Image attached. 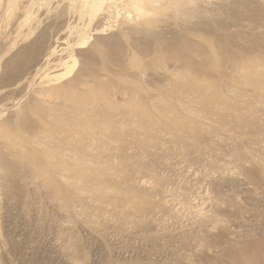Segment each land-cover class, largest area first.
<instances>
[{
    "label": "rangeland",
    "instance_id": "rangeland-1",
    "mask_svg": "<svg viewBox=\"0 0 264 264\" xmlns=\"http://www.w3.org/2000/svg\"><path fill=\"white\" fill-rule=\"evenodd\" d=\"M98 2L0 0V77L5 67V72L27 74L33 55L39 54L42 60L54 52L47 59L58 63L70 53L75 56L83 51L76 49L74 43L77 32L87 27L83 25L87 24L90 12L93 14L89 26L96 23L109 26L97 38L113 35L122 61L126 59L125 64L130 65L127 67L136 65L134 69L123 64L119 72L123 74L122 70L127 69L128 74H123L126 76L141 72L142 65L153 58L132 48L133 41H143V30L147 27L158 32L167 27L179 31L174 25L189 22L204 24L212 30L222 25L227 35L264 36L263 0H246L225 12L219 10L220 6L229 4L225 0H192L193 4L202 5V11H213L209 18L176 16L175 7L165 0L157 5L159 8H146L148 14L140 18L127 0H104L101 9L95 7ZM185 30L180 32L186 33ZM197 33L192 39L202 44L204 38ZM134 53L141 63H136V59L135 65L129 62L133 61ZM12 57H18L17 64L10 62ZM67 68H56L55 73L60 76ZM146 78L155 76L150 72L132 77L142 83ZM148 109L154 111L152 106ZM139 121V118L118 116L120 138L99 142L98 151L91 152L92 163L84 168L89 173L95 170L103 174V182H92L97 188L110 187L104 194L106 198L115 196L116 189H123L149 206V210L141 213L117 208L114 212L110 203L102 204L88 189L79 196L82 202L85 200L84 207H75V212L68 214L60 201L50 197L41 182L31 180L28 173L19 171L7 185L1 179V172L0 264H227L223 251L229 242L264 238V224L256 215L263 208L264 199L234 161V149L226 147L229 143L219 141L217 145L216 140V145L213 143L216 149L212 146L206 152L203 145L199 152L195 146L186 155L182 153L181 139L163 131L165 122L145 128L135 125ZM7 158L12 161L10 155ZM22 174L27 176L21 177ZM81 183L77 185L83 186ZM124 209L130 213L128 219L123 216ZM101 210L107 213L100 215ZM118 210L123 213L119 215Z\"/></svg>",
    "mask_w": 264,
    "mask_h": 264
},
{
    "label": "bare ground",
    "instance_id": "bare-ground-1",
    "mask_svg": "<svg viewBox=\"0 0 264 264\" xmlns=\"http://www.w3.org/2000/svg\"><path fill=\"white\" fill-rule=\"evenodd\" d=\"M103 1L99 0L95 7L101 9ZM127 1L140 18L148 14L147 9L151 10L164 0ZM165 1L175 7L176 16L209 18L213 15L212 10L202 11V5L193 4L192 0ZM225 1L229 4L219 7L222 12L246 2ZM91 14L93 12L83 25L87 27L77 32L75 48L84 50L75 56L70 53L66 60L54 63L47 59L53 57L54 52L42 60L39 54L33 55L29 59L30 71L25 75L5 72L4 65L0 77L1 179L7 183L13 180L14 174L28 173L31 180L41 182L50 197L60 201L68 214L75 212V207H84L85 200L82 202L79 196L88 189L99 202L110 203L114 212L117 208L148 211L149 206L123 189H116L115 196L106 198L104 194L110 187L97 188L92 182H103V174L95 170L89 173L84 168L92 163L91 152L98 151L99 142L120 138L121 127L116 121L118 116H124L139 118L140 125H135L145 128L165 122L163 131L181 139L182 153L186 155L195 146L196 151L202 152L200 149L206 145L207 152L212 146L214 148L216 140L217 145L219 141L225 145L229 143L226 147L234 149V161L264 199V36L227 35L222 25L212 30L204 24L191 25L189 22L174 25L179 31L167 27L158 32L147 27L143 30V41H133L132 48L153 58L150 57L148 63L144 61L147 64L142 65L143 69L140 66L141 72L126 76L123 74L127 69L126 72L122 70L123 74L119 72L126 57L123 62L118 55L115 37L97 38L109 26L99 23L89 26ZM192 30L194 34H202V44L193 41ZM36 50L39 52L38 46ZM135 54L136 58L129 60L133 65L135 59L136 63L140 62ZM70 59L72 66L68 69ZM18 61V57L10 60L16 64ZM131 67L135 69L136 65ZM56 68L68 71L59 76ZM150 72L154 79L146 78L143 83L132 79ZM149 106L154 108L153 112ZM185 133L189 136L183 137ZM9 155L12 161L7 160ZM94 155L97 157L96 153ZM81 182L84 185L78 186ZM118 211L119 215L123 213ZM125 211L122 215L127 218L130 213ZM99 213L105 215L107 211ZM256 215L264 224V206ZM223 256L227 264H264V238L229 242Z\"/></svg>",
    "mask_w": 264,
    "mask_h": 264
}]
</instances>
